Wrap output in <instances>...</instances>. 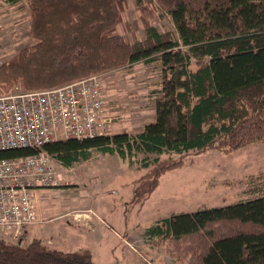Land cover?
Segmentation results:
<instances>
[{
  "label": "trees",
  "instance_id": "obj_1",
  "mask_svg": "<svg viewBox=\"0 0 264 264\" xmlns=\"http://www.w3.org/2000/svg\"><path fill=\"white\" fill-rule=\"evenodd\" d=\"M5 2L27 13L33 43L0 67L2 93L60 87L139 62L157 63L161 81L155 119L136 134L6 150L0 159L43 151L72 168L94 150L129 162L142 157L147 170L131 199L142 207L190 155L264 142V0H136L148 16L144 39L133 42L118 33L127 0ZM158 11L170 17L177 37L149 22ZM254 192L252 200L163 219L146 236L168 242L187 264H264V186ZM24 234L16 242L0 237V264H96L90 250L26 243Z\"/></svg>",
  "mask_w": 264,
  "mask_h": 264
},
{
  "label": "rangeland",
  "instance_id": "obj_2",
  "mask_svg": "<svg viewBox=\"0 0 264 264\" xmlns=\"http://www.w3.org/2000/svg\"><path fill=\"white\" fill-rule=\"evenodd\" d=\"M147 16L138 9L136 0H127L118 33L129 42L143 40V17ZM149 22L160 32L170 31L177 37L172 20L162 11ZM29 26V17L19 5L12 7L0 0L3 62L33 43ZM92 76L100 77L108 100V116L112 119L109 135L136 134L154 121L161 81L157 63L139 62ZM91 154L88 161L72 168L55 160L60 187L39 192L36 214L42 203L48 208L41 216L45 222L28 227L26 243L49 238L52 248L66 252L90 250L96 264H187L184 254L173 251L168 242L146 236V231L175 215L255 199V188L264 186V142L233 153L209 150L190 155L182 168L165 174L158 189L139 207L131 204V199L136 181L147 170L142 157L129 162L96 150ZM169 156L178 157L163 158ZM4 237L16 242L13 234Z\"/></svg>",
  "mask_w": 264,
  "mask_h": 264
},
{
  "label": "built area",
  "instance_id": "obj_3",
  "mask_svg": "<svg viewBox=\"0 0 264 264\" xmlns=\"http://www.w3.org/2000/svg\"><path fill=\"white\" fill-rule=\"evenodd\" d=\"M3 63L0 59V67ZM107 106L99 76L45 90L0 91V152L107 136L112 123ZM55 169L54 158L43 151L0 159V237L13 234L17 240L38 222L39 192L60 187Z\"/></svg>",
  "mask_w": 264,
  "mask_h": 264
},
{
  "label": "crops",
  "instance_id": "obj_4",
  "mask_svg": "<svg viewBox=\"0 0 264 264\" xmlns=\"http://www.w3.org/2000/svg\"><path fill=\"white\" fill-rule=\"evenodd\" d=\"M46 209H48V208H46V207H44V205L41 203L39 206H38V208H37V215H38V217L39 218H41L40 220L38 219V222L36 223V224H40V223H42V222H45V218H42L41 216H43L44 217V210H45V212H46ZM65 215V214H64ZM64 215H62V216H64ZM35 225V224H34ZM28 235V228L26 229V231H25V234H24V237L26 238V236ZM41 240H43V239H41ZM46 244H48L49 245V242H50V239L49 238H47V239H45V240H43ZM58 241V240H57ZM52 242V241H51ZM55 245V244H54Z\"/></svg>",
  "mask_w": 264,
  "mask_h": 264
}]
</instances>
